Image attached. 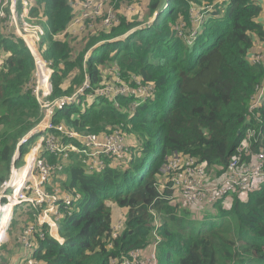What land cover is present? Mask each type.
Masks as SVG:
<instances>
[{
    "label": "trees",
    "instance_id": "1",
    "mask_svg": "<svg viewBox=\"0 0 264 264\" xmlns=\"http://www.w3.org/2000/svg\"><path fill=\"white\" fill-rule=\"evenodd\" d=\"M81 1L86 0H28L24 12L17 0L18 25L42 30L37 46L52 72L49 99L83 87L50 121L95 134L118 129L134 136L135 155L124 169L112 164L86 174L76 155L62 162L41 152L45 162L62 166L52 170L42 188L50 193L58 187L73 200L70 213L61 210L57 237L46 224L33 232L30 257L39 264H139L130 253L150 249L161 237L156 256L159 248L163 255L156 264H264V178L256 190L232 192L209 206H187L174 191L157 187L169 178L163 168L176 154L192 156L219 174L247 129L262 135L263 144L253 143V149L264 147V102L254 113L249 109L264 80V64L248 60L256 43H264L261 4H213L201 33L187 45L176 27L189 25L202 0H106L99 15L71 32L74 5ZM107 14L112 15L109 24L104 23ZM113 72L149 98L135 108L129 89L114 100L96 96ZM34 74L35 61L23 38L0 18V185L8 179L18 143L43 119L33 93ZM37 138L19 148L21 157ZM108 201L123 208L119 229ZM45 206L15 207L11 241L0 249V264H9L14 253L24 263L26 250L24 255L17 251L19 235Z\"/></svg>",
    "mask_w": 264,
    "mask_h": 264
},
{
    "label": "built area",
    "instance_id": "2",
    "mask_svg": "<svg viewBox=\"0 0 264 264\" xmlns=\"http://www.w3.org/2000/svg\"><path fill=\"white\" fill-rule=\"evenodd\" d=\"M105 1L86 0L80 2V13L73 18L69 25L71 32L79 28L82 23L99 15ZM16 4L17 0H0V18H6L8 30L14 31L23 38L34 58L35 79L32 88L41 105L43 119L19 142L22 146L26 145L30 136L38 135V141L31 145L24 155V163L19 168L14 166V160H17L15 159L17 157L16 149L14 160L10 166V176L0 185V240L1 237H4L15 207L23 203L34 207L46 204L42 213L36 215L34 223L26 226L21 232L22 234L19 235L20 243L26 250L25 264H39L37 260L30 257L35 251V244L31 240L33 232H36L39 226L46 224L48 232L57 237L56 223L61 218V210L70 213L69 209L73 200L70 193H59L61 189L58 187L50 193L45 192L42 188V185L49 180L52 170L60 169L62 166L45 162L40 157L41 152H47L60 158L62 162L69 160L72 155H76L83 165L84 172L93 174L103 171L108 166L107 158L109 156L119 157L125 149V142L118 131L99 135L75 131L64 123L53 124L50 121L54 111L72 103L83 87L71 96L55 100L49 99L52 72L37 46V40L42 30L36 25L20 27L17 22ZM22 4L24 12L28 11V0H22ZM111 17V14H107L104 23L109 24ZM248 59L250 62L264 64V43L258 51H252ZM84 87H87V82L84 83ZM103 90L105 89L97 87L95 93L102 95ZM119 90H113V92L122 95ZM107 91L109 92L110 89L107 88ZM42 98H47V101L43 102ZM263 102L264 80L252 96L250 112L254 113ZM253 118L259 122L256 114L253 115ZM262 140L261 132L257 134L255 129H247L235 147V152L230 157L226 168L219 174L205 169L204 164L192 156L176 154L163 168L170 176L157 185L158 191L162 192L164 188L174 191V195L180 198L183 204L190 207L200 204L209 206L232 192H252L259 187V183L264 178V147L257 151L252 147V144L258 141L263 144ZM116 234L117 232L114 231L113 235L116 236ZM159 242L160 238H157L150 249L146 248L145 250H149L152 252V256H156V247ZM140 252V250H135L130 253L134 261Z\"/></svg>",
    "mask_w": 264,
    "mask_h": 264
},
{
    "label": "rangeland",
    "instance_id": "3",
    "mask_svg": "<svg viewBox=\"0 0 264 264\" xmlns=\"http://www.w3.org/2000/svg\"><path fill=\"white\" fill-rule=\"evenodd\" d=\"M81 2H83V1H81ZM217 2L221 3V2H223V0H213V1L202 0L201 3L196 6L198 9H196L195 17H191V16L189 17V25H186L184 23V24L181 25V28H177L176 27L177 35L180 38H182V40H183V42L185 44L189 43L190 41H192L193 43L195 42L198 34L201 33V29L204 27L203 26L204 23H205V18L204 17L206 16V14H207V12L209 10H212V8L214 6L213 4H215ZM74 7H75V13H74V17H75V16L79 15L78 13H80V2H77L74 5ZM147 16H148V14H147ZM153 18H154V15L151 18H149L151 20L149 21L148 24L153 22ZM33 25H36V24H33ZM255 47H256V45H255ZM258 50H259V47L255 48L253 51L256 52ZM112 75H113V79H112V81L110 83H106L104 85L101 84V85L98 86V88L105 89V90H103V94L102 95H98L97 93L94 92V94L96 96L111 97L112 99H113V97L118 98V96L127 95V92H128V89H129L130 90L129 92L136 97L135 102H134L135 108L141 106V104L143 102H145L147 98H149V95H147V94L145 95L143 90H139V88H137L134 91V89H131L129 86H127V84L124 81V79H122L115 72H113ZM133 77H135L134 74H133ZM107 88L110 89L109 92L107 91ZM151 89H152V87L150 85V90ZM113 90H119V92L122 93V95L118 94L116 92H113ZM51 92H52V85H51ZM42 101L46 102L47 98H42ZM114 103L116 104V102H114ZM115 131H118L120 133V135H122V137L124 138V142H125L124 148L125 149L121 152V155L119 156L120 158L115 156V155L109 156V158H107V163H108V166L112 165V164H115V165H118V168L124 169V168L127 167L128 158L131 155H133V154L135 155V152L133 151L134 149H136V148H134V145H136V143H134L135 138H134L133 135L125 136L118 129H115L114 131H112L110 133H105V134H112ZM99 135H102V134H99ZM37 141H38V138L32 144H35ZM24 155L25 154H23V156L21 157L20 154H19V158H17V160H16L17 162L16 161L14 162V166L16 168H19V166H21L24 163ZM9 176H10V171H9L8 177ZM59 193H65V192H63L61 190ZM107 204L110 206V210H112V215L114 216V218H116L115 221H114L113 226H116L117 228H119L120 225L123 224V218L120 217V215H121V213L123 211V208L119 210L117 208V205H115L111 201H108ZM118 216H119V218H118ZM155 216L157 217V219H159L158 213H155ZM19 220H21V219H19ZM12 221L15 222V221H17V219H13ZM10 230H11V224H10V227L8 225V227L6 228L5 233H4V237H1L0 249H3V246L9 244V242L11 241V236H10V233H9ZM17 234H19V232ZM17 237H18V235L16 236V238ZM17 251H19V254L24 255L25 249L23 248L22 244L19 243ZM140 251L141 252L138 254V256L135 259V262H137L139 264H146V263H148V261L151 262L150 264H156V262L158 260L157 256L159 254L163 255L162 250L160 248L158 250L157 256H155V255L152 256V252H150L149 250L142 249ZM16 255H17V253H14V254H12L10 256V259H9L10 263L9 264H19L21 262V260H19V261L17 260Z\"/></svg>",
    "mask_w": 264,
    "mask_h": 264
},
{
    "label": "crops",
    "instance_id": "4",
    "mask_svg": "<svg viewBox=\"0 0 264 264\" xmlns=\"http://www.w3.org/2000/svg\"><path fill=\"white\" fill-rule=\"evenodd\" d=\"M260 4H261V7L263 8V13H262V16L260 17L261 21L263 22L264 24V0H257ZM260 48V47H263V43H256V48ZM25 264V261L24 263Z\"/></svg>",
    "mask_w": 264,
    "mask_h": 264
},
{
    "label": "water",
    "instance_id": "5",
    "mask_svg": "<svg viewBox=\"0 0 264 264\" xmlns=\"http://www.w3.org/2000/svg\"><path fill=\"white\" fill-rule=\"evenodd\" d=\"M30 137H31V136H30ZM30 137H29V138H30ZM21 146H22L21 143H19L18 146H17V152H16V153H17V157H16L15 159L19 158V154H20V153H19V152H20V151H19V148H20ZM13 160H14V159H13Z\"/></svg>",
    "mask_w": 264,
    "mask_h": 264
},
{
    "label": "clouds",
    "instance_id": "6",
    "mask_svg": "<svg viewBox=\"0 0 264 264\" xmlns=\"http://www.w3.org/2000/svg\"><path fill=\"white\" fill-rule=\"evenodd\" d=\"M154 18H155V16H154ZM154 18H153V20H154ZM191 43H192V41H190V43H187V45H190ZM248 60H249V59H248ZM32 136H34V135H32ZM32 136H31V137H32ZM31 137H30V138H31ZM30 138H29V139H30ZM239 142H240V141H239ZM238 144H239V143H238ZM234 150H235V149H234ZM13 157H14V156H13Z\"/></svg>",
    "mask_w": 264,
    "mask_h": 264
}]
</instances>
